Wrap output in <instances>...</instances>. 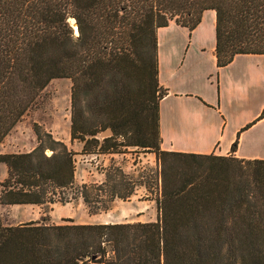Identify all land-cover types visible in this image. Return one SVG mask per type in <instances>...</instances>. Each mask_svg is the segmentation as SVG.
<instances>
[{
  "label": "trees",
  "instance_id": "trees-1",
  "mask_svg": "<svg viewBox=\"0 0 264 264\" xmlns=\"http://www.w3.org/2000/svg\"><path fill=\"white\" fill-rule=\"evenodd\" d=\"M208 10L219 68L264 55V0H0V146L56 79L72 81L71 140L83 146L35 126V149L0 153V205L135 193L121 169L95 191L76 184L78 154L142 148L163 164L155 222L12 226L0 215V264H264V160L162 149L158 32L193 31Z\"/></svg>",
  "mask_w": 264,
  "mask_h": 264
},
{
  "label": "crops",
  "instance_id": "crops-1",
  "mask_svg": "<svg viewBox=\"0 0 264 264\" xmlns=\"http://www.w3.org/2000/svg\"><path fill=\"white\" fill-rule=\"evenodd\" d=\"M216 25L208 10L193 31L175 22L159 29L162 149L264 160V55L219 68Z\"/></svg>",
  "mask_w": 264,
  "mask_h": 264
},
{
  "label": "rangeland",
  "instance_id": "rangeland-1",
  "mask_svg": "<svg viewBox=\"0 0 264 264\" xmlns=\"http://www.w3.org/2000/svg\"><path fill=\"white\" fill-rule=\"evenodd\" d=\"M72 81L53 80L43 92L38 103L0 146V153L17 154L32 151L38 145L35 126L63 141L75 153L82 152V144L71 140ZM48 155L52 153L47 152ZM76 184H87L91 192L106 182L107 172L121 169L135 193L128 199L112 198L111 195L94 199L89 207L82 198L70 203L45 205H0V215L6 225H20L32 221L64 224H125L155 222L158 217L157 201L161 197L163 164L157 155L142 148L128 149L123 155L76 157ZM8 176L6 165L0 164V182ZM111 184V182H110ZM93 192V198H95ZM262 253V252H261Z\"/></svg>",
  "mask_w": 264,
  "mask_h": 264
},
{
  "label": "water",
  "instance_id": "water-1",
  "mask_svg": "<svg viewBox=\"0 0 264 264\" xmlns=\"http://www.w3.org/2000/svg\"><path fill=\"white\" fill-rule=\"evenodd\" d=\"M71 23H72V26H73L74 29H75L76 36H79V30H78V26H77V24H76L75 19H72V20H71ZM112 134H113L112 129H108L107 131H105V132L103 133V136H104V137H107V136H110V135H112Z\"/></svg>",
  "mask_w": 264,
  "mask_h": 264
}]
</instances>
